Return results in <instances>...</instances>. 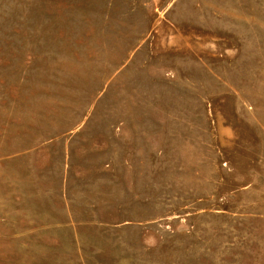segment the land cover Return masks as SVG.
I'll list each match as a JSON object with an SVG mask.
<instances>
[{
    "label": "rangeland",
    "instance_id": "1",
    "mask_svg": "<svg viewBox=\"0 0 264 264\" xmlns=\"http://www.w3.org/2000/svg\"><path fill=\"white\" fill-rule=\"evenodd\" d=\"M0 264H264V0H0Z\"/></svg>",
    "mask_w": 264,
    "mask_h": 264
}]
</instances>
